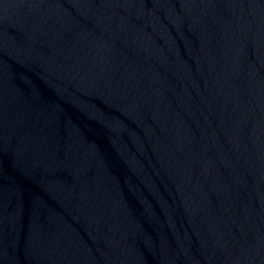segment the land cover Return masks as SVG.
Segmentation results:
<instances>
[{
  "label": "water",
  "instance_id": "1",
  "mask_svg": "<svg viewBox=\"0 0 264 264\" xmlns=\"http://www.w3.org/2000/svg\"><path fill=\"white\" fill-rule=\"evenodd\" d=\"M0 264H264V0H0Z\"/></svg>",
  "mask_w": 264,
  "mask_h": 264
}]
</instances>
